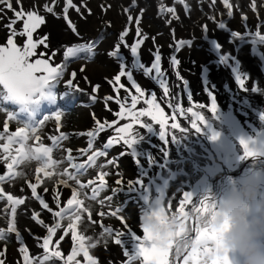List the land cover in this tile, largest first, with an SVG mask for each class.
I'll return each mask as SVG.
<instances>
[{
    "label": "rangeland",
    "instance_id": "rangeland-1",
    "mask_svg": "<svg viewBox=\"0 0 264 264\" xmlns=\"http://www.w3.org/2000/svg\"><path fill=\"white\" fill-rule=\"evenodd\" d=\"M118 2L119 0H73L74 4L79 7L82 6L81 8L86 10V12L80 13L81 16L79 18L75 19L72 14V8L69 9L68 18L76 27V32H73L68 22L63 18L65 0H55V4H53V0H22L25 11L37 10L36 8L38 7L44 8V5L48 4L53 7L56 14L62 15L61 18L52 19L45 16V23L36 31L41 32V34H35L36 32L33 34L39 38L47 36L46 43L48 47L45 48L43 45H38L36 55L29 58V62H34L33 59L35 57H39V59L44 57L49 59V63L53 67L66 65L64 75L59 83L56 84L58 99L62 98V94L69 93L64 100L61 99V102H70V96L76 92L64 84V78L67 77L68 72L71 73L75 70L78 76L86 78L87 75L93 74V69L101 71L99 82L96 84L90 83L91 80L89 83L83 80L79 85V88L84 90L81 92L85 101L84 106L86 103H90L91 108L90 106L79 108V112L74 113L75 115L72 112L63 111L67 116L63 117L58 128L57 122L53 120V114H51L49 116L50 119L38 129L37 134L40 136V140L36 141L34 137L30 139L33 140V143L36 142L38 146L43 144L44 146L52 147L53 144L49 137H59L61 133H69L72 130V136L75 133L87 136V132L96 128V119L100 115L96 111L97 109H102L105 95L113 96V84L109 83V81L113 80L114 76L120 71V61L115 57H111L108 53L114 50L115 45L119 42L120 34L125 28L129 30L128 35L125 37V41L129 46L139 39L136 35L137 25L135 20L137 17L140 18L139 27L142 35L148 37L140 46V63H143L146 67H151L156 50L158 49L161 54L160 69L164 75L157 78L155 70H153L150 75L146 76L143 70L132 68L131 65L134 58L132 57L131 59L130 48L121 46V53L125 57L124 62L128 70L133 72V78L136 83L144 89L146 99H150L151 94L155 93L157 97L156 103L164 108L165 115L169 117V135L162 139L159 125L152 121L150 117H145L147 120L144 125L146 129L138 124H133L135 128V133H133L135 143L130 146L124 145L122 140L113 143L116 148L119 147L122 150L119 161L122 168L113 167V165L118 163L115 158L117 151L107 152L106 150L108 155L99 157L96 163L97 165L106 164L107 166L103 169L98 167L90 168L85 175L80 176L81 183H87L89 179L97 178L100 171L108 172L105 177L107 188L101 189L97 200L90 201L85 199V205L90 207L92 221H95V223L88 220L87 213H83L82 220L77 222V232L80 231L86 238L93 236L96 232L99 233L104 227H110L114 232L117 230L125 232L127 229L124 228L120 219L111 215H105L104 217L99 215L101 211L109 213L119 208L124 200L130 204L127 210L121 211L120 215L126 218L125 222L128 226L138 225L135 233L143 238L144 209L151 212L157 206L163 204L166 214L170 216L179 207V201L184 193H191L194 203L204 197H210L219 204L223 193L250 172L257 170L264 172V83L260 84L258 81V78L264 79V42H260L258 37L252 35L257 30L261 32V35H264V0H256V11H253L250 6L252 0H230L233 5L232 17L227 16L228 10L224 7L222 0H216L212 7H209L212 4V0H185L190 6V11L187 12L184 5L178 3L177 0H136L134 7L133 3H126L123 6V10H120ZM12 3L13 7L17 8L16 0H12ZM161 3L167 7H175L176 16L179 19L173 18L170 13L161 15ZM0 8L3 11H8L7 13L0 11V15L3 17L0 30V46H7V40L11 33L6 25L13 17V12L3 5H0ZM125 9H129V11L125 12ZM141 10H143L142 14ZM153 10L154 12L152 13ZM129 14L133 16L132 23H129ZM244 16H247L246 21L243 19ZM210 17H214V19ZM168 19H171V24L166 23ZM221 21L226 24L224 29L218 27ZM205 26L208 29L207 32L204 30ZM22 28V21L15 25L17 32L21 31ZM232 31L239 32L245 38L235 39L231 37ZM98 33L105 34L102 37V42L112 43L108 48L109 50L96 49L100 45L99 43H102L99 42L95 44L92 53H77L75 56H65L68 47L93 42L92 38L97 36ZM81 37H86L87 41H84ZM14 39L17 46L22 49L27 37L16 36ZM33 39L39 40L36 36H33ZM180 40H191L190 45L185 44L179 51H176V44ZM213 40L221 45L219 50L215 47ZM41 53L45 55L41 56ZM52 53H55V55H52ZM222 55L229 56V60L221 62L220 56ZM172 56L177 57L179 65L171 63ZM81 68L84 70L81 71ZM177 72L179 76H177ZM238 77L244 80L245 88L240 87L237 81ZM159 80H164L169 87V92L178 98L174 102H178L184 109L192 107L193 111L201 112L204 117V123L201 125L200 132L191 128V113L185 112L184 116L177 114L176 121L171 119L173 110L167 106L171 96L164 97L163 88ZM96 85L100 87L97 90L98 92L93 93V87ZM129 87L134 89L132 83H130ZM2 91V86H0V92ZM91 95H96L97 100L95 102L91 100ZM189 96L192 98L191 101L188 100ZM213 101L216 104L215 111H212L210 107ZM108 103L110 104L111 101ZM49 104L47 100H41L38 104L29 105L27 110L20 113L21 119H23V116L35 118V109H42V107ZM199 104L206 107L204 109L196 107ZM142 106V108L149 107L144 104ZM23 107L19 102L3 104L5 111H0V132L3 131L4 121L8 119L7 112H17ZM93 108L95 111L92 112L91 109ZM140 109H138V112ZM100 117L103 118V116ZM140 119L142 120V117ZM177 121L186 129L184 132L170 129L171 123ZM128 123H133L131 117L119 120L114 126L116 128L123 127ZM64 124L66 125L65 127L63 126ZM21 126L15 120L9 121V132H11V128H13L12 132H15L17 127ZM116 128L109 131L108 136H110V139L113 137L118 138L119 135H122L117 133ZM172 131L176 132L171 134ZM137 132H142V134ZM214 134L216 139H212ZM103 137L106 139L107 135ZM83 138L84 135L77 141V146L80 150L86 149L88 146V143L83 141ZM98 139L101 140L97 135L94 139L95 142L93 141V149L104 151L103 143L105 141L101 142L102 140ZM241 140L248 142L250 148L258 154L255 157L242 158L243 147ZM6 142L0 140V168L4 172L7 171V163L10 162V157L8 160L4 159L8 156V153H4L2 147ZM120 143L124 146L122 147ZM16 149L11 147V155L17 154ZM56 149L59 153H55L56 155L51 154L56 164L48 169L52 173L51 177L44 175V173L38 174L36 172V168L40 166V161L35 159L25 160L16 169V171H22L25 175L13 179L10 183H5L3 186L5 191L17 197H29L27 191H31V189L28 184L35 183L36 177L39 175L41 183L37 188V192L46 197V199H50L46 202L54 210H59L53 199L55 193L59 192L60 206L65 207L67 200L72 196V190L71 187H65L59 183L60 179L66 178L61 177L60 173L65 169L70 172L75 171L70 167L67 160L68 150H71V155L77 158L73 161L74 163L84 162L87 156H83L78 149H72L67 137L66 139H61L59 147L53 148V151ZM88 155H91V152ZM109 159H114L115 163L107 164ZM168 173L173 175L179 173L181 175L179 179L171 180L167 179ZM117 179H121L123 184L116 185ZM156 179H161L164 183L161 180L160 183H155ZM225 180L230 186L223 187ZM69 184L73 187H78L75 181H69ZM45 188L48 189L47 192L44 191ZM113 188L117 189L115 194L112 191ZM82 191L91 193V186ZM109 195H113L110 207L108 206L109 202L106 200L102 206L99 200ZM78 198L84 197L81 195ZM169 201H171V209L168 208ZM26 202L18 208L16 217L17 228L21 233L24 244L29 248L30 255L35 256V253H37L36 255H42L43 250L38 247V241L35 238L37 236L33 237V234L22 235L25 231L26 218L31 216L30 207ZM5 203L6 201H0V209H3ZM190 210L191 205L186 206L185 211ZM45 214V223L49 225L55 223L51 213L45 210ZM68 214L69 216L71 215V210H69ZM0 218L6 219L7 216L0 213ZM69 222L68 218L61 221L65 227ZM191 222L190 219L188 223L191 224ZM31 224L30 228H34L35 232L40 233L38 237L46 235L43 234L46 233V229L36 225L37 223L31 222ZM0 227L6 228L7 221ZM63 232L64 229L58 230L57 236L53 237V241L55 242L62 236ZM98 238L100 243L97 247L90 249V251L94 249L93 252L95 257H97L98 264H126L127 258L124 255V249L127 248L131 252L132 242L125 248H121L115 243V233L107 239L105 236ZM105 240L107 241L106 244L104 243ZM89 243L90 241L85 242L86 245ZM5 245L7 249L6 264H19L21 255L18 252L19 243L15 234H11L6 241H0V249H3ZM73 246L71 232H69L60 241V250L65 258L70 254ZM174 253L175 247L169 255L170 264L173 261L174 264H182L183 256L176 260ZM14 254L19 255V258L14 257ZM229 255L230 259L236 260L234 255ZM80 257L78 256L76 259L80 260ZM51 261L56 264H64L63 260L56 258ZM133 264H142V258L134 261Z\"/></svg>",
    "mask_w": 264,
    "mask_h": 264
},
{
    "label": "snow or ice",
    "instance_id": "snow-or-ice-1",
    "mask_svg": "<svg viewBox=\"0 0 264 264\" xmlns=\"http://www.w3.org/2000/svg\"><path fill=\"white\" fill-rule=\"evenodd\" d=\"M178 3L183 4L185 11H190V6L185 2V0H177ZM216 0H212V7ZM224 7L228 10L227 16L232 17L233 5L230 0H222ZM136 0H133V7L135 6ZM17 8L13 7L12 0H0V5L5 6L8 10L13 12V17L9 20L6 25L10 29V35L7 40V46H0V86H2L3 91L0 92V111H5L3 108L4 103H21L24 107L17 112L8 111L6 119L3 123V131L0 132V140H6L7 142L2 145L4 153H8L4 159L8 160L10 157V162L7 163V171L0 175V201H6L3 209H0V213L7 216V227H0V241H6L11 234H15L16 240L19 243L18 252L21 255V262L19 264H48L53 258L63 260L64 264H81L80 260L76 259L78 256H83L86 264H98L97 259L90 254V249L97 247L100 243V239L93 241L92 237H85L83 234L77 233V222L82 220V214L87 213L88 220L92 223V213L90 207L85 205V199L97 200L99 192L101 189L107 188L105 177L108 175L107 171H100L98 177L95 179H89L87 183H81L80 176L85 175L90 168L98 167L100 169L105 168L107 165H97L96 161L99 157H106L108 153L106 151H96L93 149V141L98 133L103 132L105 127H112V124H108L107 121L101 123L98 119L96 120V128L92 131L86 133L90 138L88 146L86 149H82L81 154L87 156V159L82 163H74L76 157L71 155V150L67 156L69 165L75 171H68L65 169L60 173L62 178L59 183L65 187H71L72 196L67 200L66 206H60V193H55L53 199L56 203V207L59 210H54L50 207L49 203L46 202L44 196L37 192V188L41 183L40 176L37 175L35 183H29L28 187L31 189V198H34L39 202L42 210H47L53 215L55 223L49 225L41 219V212L32 211L31 218L41 227L46 229V235L43 237H35L38 241V247H40L43 252L41 256H33L29 253V248L23 242L20 231L17 228V211L19 206L24 205L28 197H17L10 192H6L3 185L5 183H10L13 179L25 175L22 171L18 172L16 169L25 161L29 159H35L40 161V166L36 168V172L44 173V175L51 177L52 173L48 171L50 167L56 164V161L52 159L53 147L44 146L41 144L39 147L32 148L28 145V140L32 137L36 141L40 140V136L37 134L38 129L46 121L50 119L49 115H45L42 119L36 120L34 118L25 121L21 119L20 113L27 110L29 105L38 104L41 100H47L50 104L55 105L57 103V93L54 91L56 84L59 83L61 77L64 75L66 65H58L56 67L51 66L49 59H36L34 62H29V58L36 55V50L38 45H43L45 48L48 47L46 41L47 36L40 38L39 40L33 39V33L37 31L42 24L45 23L44 16L40 15L35 9L25 11L22 5V0H16ZM55 4V0H53ZM251 8L253 11L257 9L256 0H252ZM86 7V5H85ZM70 8H74L77 12H80V7L73 3V0H65V7L63 9V18L68 22L69 26L72 28L73 32H76V27L72 24L71 20L68 18V11ZM44 9L47 12L54 13L52 6L48 4L44 5ZM0 11H3L0 8ZM90 11V10H89ZM129 9H125L128 12ZM143 10H141L142 14ZM160 13L164 15L166 13L172 14V17L179 19L176 16L175 7H167L163 3L160 6ZM214 19V17H210ZM243 19L246 21L247 16ZM129 23H132L133 16L128 15ZM23 22V28L21 31L17 32L15 25L18 22ZM171 19L166 20V23L171 24ZM137 25L136 35L139 39L136 40L131 46H129L125 37L128 35V28L120 34L119 42L115 45L114 50L110 51L108 54L111 57H115L120 61V71L114 76L113 80L109 83L113 84L114 91H116L117 96L119 95V85L123 88L124 85L120 83L122 77H127L132 83V87L135 89L137 95L131 96V106L125 108V103H122L120 99H116V103L120 105V111L116 113L118 117L124 119L125 117H131L133 123L125 124L123 127L116 128L117 133H121L118 138L114 137L109 139L104 148H109L114 142L122 140L124 145L130 146L135 143V138L133 136V124H138L143 127L146 122L142 121L140 117H150L161 129V138L165 139L169 135V117L165 115L164 108L156 103L157 97L155 93L151 94L150 99H145L144 103L149 107L141 108L139 112L133 111L136 109L137 105L140 103V98L144 97L145 92L139 84L133 78V72L128 70L125 64V57L121 53V46L124 48H130V54L134 58L132 62V68L143 70L146 76L150 75L153 70H155L156 77H161L164 73L160 69L161 64V54L157 49L154 53V62L151 67H146L143 63H140V46L143 42L148 39L146 35H142L141 29L139 27L140 18L137 17L135 20ZM220 29L226 27L225 22L221 21L218 25ZM205 32L208 31L205 26ZM255 37H258L260 42H264V35H261L259 30L252 33ZM16 36H26L27 40L23 48L17 46L15 43ZM231 37L238 39L243 36L239 32L232 31ZM245 38V37H243ZM155 39V38H153ZM191 40H180L176 44V51L188 44L190 45ZM213 43L217 50L220 49L221 45L215 40ZM95 48V43H82L78 46L68 47L65 56L75 55L76 53H92ZM45 55L41 53V56ZM55 55V53H52ZM221 62H227L229 56H220ZM171 63L173 65H179L176 56L171 57ZM84 69L81 68V71ZM37 73H42L37 75ZM76 72L71 73V79L67 81V87L72 88L74 91H84L80 89L78 85H74L73 81L76 77ZM177 76L179 73L177 72ZM87 79V78H85ZM182 79V78H181ZM237 81L241 88H245V82L242 78L238 77ZM161 87L163 88L164 97H170L171 100L167 102V106L172 109L171 119L176 121L177 114L184 116L185 112L191 113L192 119H190L191 128L197 132L201 131V125L204 123V117L201 112L193 111L192 107L184 109L180 106L177 101L178 98L169 92V87L164 80H159ZM99 85L93 87V93L99 89ZM127 91V90H126ZM91 100L95 102L97 100L96 95H91ZM113 100V96L104 97L105 105L109 101ZM126 100V98H125ZM188 100L191 101L192 98L189 96ZM200 109H204L205 105H196ZM211 110L215 111L216 104L213 101L211 104ZM31 115V114H30ZM94 119L95 115L93 114ZM187 119V117H185ZM15 120L21 127H17L15 132H9V121ZM55 120L57 122V128L59 127V122L61 120V112L59 110L55 111ZM116 122L114 121L113 124ZM171 130H178L179 132H184L186 129L182 127L180 122H173L170 125ZM176 131H172L174 134ZM7 134V135H5ZM31 134V135H30ZM52 141L53 146L59 147L61 139H66L63 133L59 137L52 136L49 137ZM212 139H216V135L212 136ZM13 144H18L19 147L16 149V155H11L10 149ZM241 145L243 147V157L249 158L255 157L258 153L250 148L249 143L241 140ZM91 152V155L88 153ZM114 159H109L107 164H114ZM97 179L99 183L97 184ZM69 181H75L78 187H73L69 184ZM116 185H122L123 181L121 179L116 180ZM91 186V195L87 192H83V189L89 188ZM23 191V189H21ZM45 192L48 191L47 188L44 189ZM113 193L117 192L116 188L112 189ZM83 195L84 198H78ZM105 200L109 202V207L111 201L113 200V195H109L99 203L103 206ZM191 205L190 211H185L186 206ZM217 202L210 198L204 197L198 202H193V195L191 193H184L179 201V207L170 216L166 214L163 204L157 206L151 212L145 213L143 220V238L137 235L132 229L127 225L126 218L120 215L121 209L116 208L109 213L101 211L99 215L104 217L105 215H111L121 220L125 229H127V234L130 236L132 242V250L129 252L127 248L124 249V255L127 258L126 264H133L134 261L142 258V264H170L169 255L172 253L175 247V259L178 260L183 256L182 264H234V261L230 259L229 250L223 241V232L228 226L227 220L222 226H217L215 223L216 219V209ZM171 201L168 203V208L171 209ZM69 210H71V215L69 216ZM65 218L69 219V223L65 227L61 221ZM191 219V224L189 220ZM103 227V225H102ZM60 229H64L63 235L60 236L55 242L53 237L57 236V232ZM30 231V230H29ZM71 232V239L74 246L71 249L70 254L65 258L63 252L60 250V241L64 239ZM112 235L113 229L110 227H104V231L101 233V238L103 236ZM125 236L123 231H115V243L117 245H123L124 241L121 237ZM90 241L89 244H85V240ZM42 241V242H41ZM106 244L107 241L105 240ZM6 245L3 249H0V264H6ZM186 253V254H185ZM174 264V261L171 262Z\"/></svg>",
    "mask_w": 264,
    "mask_h": 264
},
{
    "label": "clouds",
    "instance_id": "clouds-1",
    "mask_svg": "<svg viewBox=\"0 0 264 264\" xmlns=\"http://www.w3.org/2000/svg\"><path fill=\"white\" fill-rule=\"evenodd\" d=\"M234 264H264V172H250L222 195L215 223Z\"/></svg>",
    "mask_w": 264,
    "mask_h": 264
},
{
    "label": "flooded vegetation",
    "instance_id": "flooded-vegetation-1",
    "mask_svg": "<svg viewBox=\"0 0 264 264\" xmlns=\"http://www.w3.org/2000/svg\"><path fill=\"white\" fill-rule=\"evenodd\" d=\"M129 0H119V2H118V5L120 6V10H123V6H125V4L126 3H133V0H131V1H129ZM148 1H150V0H148ZM76 5V4H75ZM133 5V4H132ZM78 6V5H77ZM79 7V6H78ZM82 6H80V12H77L74 8H72V14H73V17L75 18V19H77V18H79L81 15H80V13L81 12H86V10L84 9V8H81ZM37 10L36 11H38V13L40 14V15H42V16H44V18H45V16L46 17H48V18H50V19H52V18H57V17H59V18H61L62 17V15L60 14V15H58V14H56L55 13V11H54V13H55V15L53 14V13H50V12H47V11H45V9L44 8H40V7H38V8H36ZM2 12H4V13H7L8 11H2ZM1 12V13H2ZM2 21H3V17H1V15H0V30H1V28H2ZM41 34V32H36L35 34ZM0 34H1V31H0ZM35 34H33V36H36V38L37 39H40L37 35H35ZM105 34H99L98 33V35L97 36H95L94 38H92V41L95 43V44H97V43H99V42H102L101 40H102V37L104 36ZM81 39H83L84 41H87V39H86V37H81ZM77 54V53H76ZM73 56H75V55H73ZM130 56H131V54H130ZM46 57L48 58V56L46 55ZM36 58L37 59H39V57H35L34 59H33V61H35L36 60ZM40 58H43V59H45L44 57H40ZM131 59H132V56H131ZM71 61V60H70ZM37 74H39V73H37ZM120 83L121 84H123L124 85V87L123 88H120L119 87V85H116L115 87L116 88H119V95L117 96V93H116V91H114V87H112V91H113V100L111 101V103L109 104H107V105H105V102H104V105L102 106V109H100V110H98L97 109V111H96V113H100V115H98V120L101 122V123H104L105 121H107L108 122V124H112V127H107V125H106V127H105V130L103 131V132H100V133H98V137H100L101 138V140L100 139H98V140H100L101 142H103V140L105 141L104 143H103V150L104 151H106L107 150V152H114L115 150L117 151V155H116V159H117V161H118V163L117 164H115V165H113V167H115V168H117V167H120V168H122V166H121V164L119 163V161H120V157H121V155H122V150L121 149H119V147H117L116 148V145L115 144H112L109 148H107V149H105L104 148V145L105 144H107V142H108V140L110 139V136H108V133H109V131H111V129H113V128H116L114 125L116 124H113V122L115 121V122H119V120H123V119H121L120 117H118L117 115H116V113H118L119 111H120V105L119 104H117L116 103V99L118 98V99H120L121 100V102L122 103H125V108L127 109V108H129L130 106H131V96L132 95H137V96H139V94L138 93H136V91H135V89H130V87H129V85H130V83H131V81H129L128 79H127V77H122L121 78V81H120ZM142 88V87H141ZM127 90V91H126ZM144 90V89H143ZM54 91L57 93V87H55V89H54ZM62 94V93H61ZM60 94V95H61ZM69 93H67V94H62V98L61 99H63L64 100V98L68 95ZM64 95V96H63ZM74 95V96H73ZM58 96V95H57ZM71 97V101L70 102H65V101H62L61 102V99H57V103L55 104V105H53V104H49L48 106H45V107H42V109H35V118L34 119H36V120H40V119H42L45 115H49V116H51V114H53V120H55V111H57V110H59L60 112H61V120H60V122H59V125H61V121L63 120V117H65V116H67V115H65L64 113H63V111H66V112H72L73 113V115H75L77 112H79V108H85V107H88V106H90V108H91V104L90 103H86V105L84 106V104H85V101L83 100V95L81 94V92H78V91H76L74 94H72V96H70ZM105 97H106V95H105ZM151 97V96H150ZM125 98H126V100H125ZM146 99V96H144V97H141L140 98V103L137 105V107H136V109H134L133 111H135V112H138V109H140V108H142L143 106H142V104H144V105H146V106H148L147 104H145L143 101ZM84 106V107H83ZM92 110V112L93 111H95L94 110V108L93 109H91ZM49 111H51V112H53V113H51V112H49ZM48 113H50V114H48ZM75 113V114H74ZM102 114V115H101ZM100 116H103V118H101ZM100 117V118H99ZM33 117H29V118H27V117H24L23 116V119L25 120V121H28V120H30V119H32ZM130 117H125L124 119H129ZM97 120V119H96ZM65 121V120H64ZM55 122H56V120H55ZM95 125H96V123H95ZM64 127L66 126L65 124L63 125ZM96 127V126H95ZM12 129L13 128H11V132H12ZM72 131V130H71ZM71 131L68 133V132H65L64 133V136L65 137H67V140L70 142V146L72 147V149H78V150H80V148L77 146V141H78V139L80 138V137H82L83 135H84V138H83V141H86V143H88L89 142V137L88 136H85V134H81V135H78V134H74L73 136H72V133H71ZM66 134V135H65ZM104 135H107V138L106 139H104ZM69 138V139H68ZM114 138V137H113ZM86 139V140H85ZM4 141H6V140H4ZM119 142V141H118ZM28 143V142H27ZM120 144H122V143H120ZM28 145L30 146V147H32V148H35V147H39L37 144H36V142L35 143H33V140H30L29 139V143H28ZM87 146V145H86ZM122 147L124 146L123 144L121 145ZM19 147V145L18 144H13L12 145V148H18ZM53 148H56L55 146H52ZM59 150V149H58ZM55 153H59L58 151H57V149L56 150H54L53 152H52V154H54V155H56ZM114 168V169H115ZM263 168H264V164H263ZM167 175H169L168 176V178L167 179H171V180H177V179H179V176L181 175V174H179V173H177V174H175V175H173L172 173H168ZM161 180V179H160ZM158 180V179H156V181H155V183H160L161 181L164 183V181L163 180ZM227 187V186H230V184H228V182H227V180H225V182H224V186L223 187ZM91 192V191H90ZM89 195H91V193H88ZM88 200H90V199H88ZM90 201H93V200H90ZM129 202H127L126 200H124L123 202H121V206H119V208L122 210V211H125V210H127V208H128V206H129ZM149 211L147 210V209H144L143 210V215L145 214V213H148ZM109 216V215H108ZM137 226L138 225H132V226H129L131 229H132V231L133 232H135V230H136V228H137ZM102 231H104V228H102ZM102 231H100L99 233H95V234H93V236L91 235L90 237H92L93 238V240H95V239H99L98 237H100L101 236V233H102ZM78 234H81L80 233V231L79 232H77ZM115 232L113 231V234H114ZM105 236V238L107 239L108 237H110L111 235H107V234H105L104 235ZM10 237V236H9ZM121 239L124 241V243H123V245H119V246H121V248H125V246H127V245H129V244H131V240H130V236L127 234V230L125 231V236H123V237H121ZM86 241H88L87 239L85 240V242ZM93 250L94 249H92L91 251H90V254L91 255H93L94 257H95V253L93 252ZM95 258H97V257H95ZM80 262H81V264H86V262L84 261V259H83V256L81 255V257H80ZM98 262V261H97ZM49 264H56L55 262H52V261H49Z\"/></svg>",
    "mask_w": 264,
    "mask_h": 264
},
{
    "label": "bare ground",
    "instance_id": "bare-ground-1",
    "mask_svg": "<svg viewBox=\"0 0 264 264\" xmlns=\"http://www.w3.org/2000/svg\"><path fill=\"white\" fill-rule=\"evenodd\" d=\"M154 12V10L152 11V13ZM100 45H98V47L96 48V49H98V48H100V49H107V50H109L108 48L110 47V45H112V43L111 42H108V43H105V42H102V43H99ZM75 71V70H74ZM73 72V71H72ZM71 72V73H72ZM76 72V71H75ZM71 73H69L68 72V75H67V77H65L64 78V84H66L67 85V81L69 80V79H71ZM101 71L99 72V71H97V70H94L93 69V74L91 75L90 74V76H88L87 75V79H85V78H83L82 76H78V75H76V77H75V80L73 81V83H74V85H78V87H79V85H80V83H81V81H85L86 83L88 82H90V80H91V82L90 83H93V84H96L97 82H99V79H100V76H101ZM67 74V73H66ZM76 74H78L77 72H76ZM261 76V75H260ZM66 79V80H65ZM248 79V78H247ZM258 81H259V83L260 84H263L264 83V79L263 78H258ZM248 82H250V81H248ZM92 90V89H91ZM86 91V90H85ZM98 92V91H97ZM237 92V91H236ZM103 99V98H102ZM142 121H144V122H146L147 120H146V118L145 117H142ZM146 124V123H145ZM144 128H145V126H143ZM142 127V128H143ZM146 129V128H145ZM139 130V129H138ZM133 133H135L134 131H135V128L133 127ZM137 133H139V134H142V132H137ZM144 134H145V131H144ZM146 136V135H145ZM144 137V136H143ZM147 137V136H146ZM140 138V137H139ZM145 141V140H144ZM95 142V141H94ZM97 151V150H96ZM5 172L0 168V175H2V174H4ZM4 186V185H3ZM11 190V189H10ZM27 193H28V195H29V197H28V199H27V204H28V206L30 207V209H29V211H30V215L32 214V211L33 210H35V211H39V212H41V219H43L44 221H45V219H46V214H45V210H42L41 209V206H40V204H39V202L38 201H36L34 198H31V191H27ZM27 195V196H28ZM69 198V197H68ZM44 199L46 200V201H49L50 199L49 198H47L46 199V197H44ZM67 199V198H66ZM62 200H64V199H62ZM4 208V207H3ZM5 221H7V218L5 219V218H0V226H2L3 225V223L5 222ZM31 222L32 223H36L32 218H31V216L29 217V218H26V223H25V231H24V233H22V235H32L33 237H35V236H37L38 237V234H40V233H38V232H35L34 231V228L33 229H31L30 227L32 226V224H31ZM36 225H38V224H36ZM30 230V231H29ZM37 231V230H36ZM43 234H46V233H43ZM35 251V250H34ZM37 252V251H36ZM37 253H35V256H40L41 254H38V255H36ZM14 257H16V258H19V255L17 256L16 254H14ZM49 264V263H48Z\"/></svg>",
    "mask_w": 264,
    "mask_h": 264
}]
</instances>
